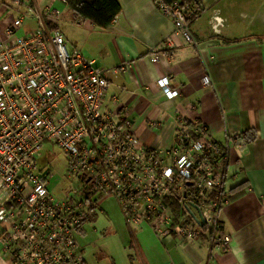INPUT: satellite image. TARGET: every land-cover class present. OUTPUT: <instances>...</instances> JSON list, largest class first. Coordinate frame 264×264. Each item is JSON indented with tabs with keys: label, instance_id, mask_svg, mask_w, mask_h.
I'll list each match as a JSON object with an SVG mask.
<instances>
[{
	"label": "built area",
	"instance_id": "obj_1",
	"mask_svg": "<svg viewBox=\"0 0 264 264\" xmlns=\"http://www.w3.org/2000/svg\"><path fill=\"white\" fill-rule=\"evenodd\" d=\"M13 1L16 8L27 3ZM155 2L172 18L175 32L198 47L191 27L196 4ZM27 10L0 34V245L12 263L89 264L81 238L102 200L110 197L130 225L148 223L159 236L174 237L183 246L205 238L212 248H227L226 163L233 149L247 144L244 135L229 134L220 142L204 123L177 116L172 148L147 147L131 112L111 92L107 70L80 48H69L64 34L50 27L59 12ZM28 19L38 28L19 34ZM225 21L217 11L212 15L216 31ZM167 42L172 43L170 37ZM151 51V59L159 60ZM157 83L168 98L180 96L169 77ZM46 143L58 146L68 162L71 183L62 196L51 189V168L40 165ZM173 198L180 202L177 212Z\"/></svg>",
	"mask_w": 264,
	"mask_h": 264
},
{
	"label": "crops",
	"instance_id": "obj_2",
	"mask_svg": "<svg viewBox=\"0 0 264 264\" xmlns=\"http://www.w3.org/2000/svg\"><path fill=\"white\" fill-rule=\"evenodd\" d=\"M119 1L122 12L108 28L74 19L60 0H27L17 9L21 13L51 7L61 13L59 8H66L80 28V38H92V51L80 38L73 47L81 46L107 70L111 92L118 95L120 107L131 112L134 130L147 147L172 148L177 116L204 123L220 142L235 133L247 140L232 150L226 163L231 199L222 222L231 235L229 246L212 248L205 238L183 246L174 237L159 236L148 223L133 224L142 264H264V0H198L191 23L198 47L175 32L172 18L155 0ZM10 11L0 3L2 35L15 17ZM216 11L226 20L219 31L211 23ZM37 28V21L28 19L19 34ZM152 49L159 60L151 59ZM122 64L128 68L115 69ZM164 77L170 78L179 97L168 98L158 85ZM152 121L159 125L152 126ZM0 264H14L1 245Z\"/></svg>",
	"mask_w": 264,
	"mask_h": 264
},
{
	"label": "rangeland",
	"instance_id": "obj_3",
	"mask_svg": "<svg viewBox=\"0 0 264 264\" xmlns=\"http://www.w3.org/2000/svg\"><path fill=\"white\" fill-rule=\"evenodd\" d=\"M60 17L55 28L59 29L68 40V47L74 46L75 40L80 38V28L70 19L66 8H59ZM29 10L22 11L28 14ZM19 15L17 8L11 9L9 15ZM31 13V12H30ZM87 43L92 51V38H80ZM76 46V44H75ZM79 47V46H77ZM81 50V46L79 47ZM92 58V55L87 54ZM40 165L51 168V189L57 196L70 186L71 180L66 177L68 162L63 151L51 143H46ZM135 226L128 224L115 198L102 200L100 206L95 210L93 218L86 226V239H81L85 244L86 255L89 264H142V256L135 242L132 229Z\"/></svg>",
	"mask_w": 264,
	"mask_h": 264
},
{
	"label": "trees",
	"instance_id": "obj_4",
	"mask_svg": "<svg viewBox=\"0 0 264 264\" xmlns=\"http://www.w3.org/2000/svg\"><path fill=\"white\" fill-rule=\"evenodd\" d=\"M172 1V0H169ZM184 5L197 3L198 0H181ZM9 9L16 8L13 0H1ZM67 5L74 19H89L101 28H108L122 12V4L119 0H67ZM50 27L51 22H49ZM231 199V197H230ZM175 211L180 209L178 199H170Z\"/></svg>",
	"mask_w": 264,
	"mask_h": 264
},
{
	"label": "water",
	"instance_id": "obj_5",
	"mask_svg": "<svg viewBox=\"0 0 264 264\" xmlns=\"http://www.w3.org/2000/svg\"><path fill=\"white\" fill-rule=\"evenodd\" d=\"M45 173L47 174L48 172H45ZM194 206L199 210V207H198L196 204H194ZM191 213H192V215H193L195 218H197V220L201 221V223H202V220H203L202 217H201V219L198 218V216H196V214H194V212H192V210H191Z\"/></svg>",
	"mask_w": 264,
	"mask_h": 264
}]
</instances>
